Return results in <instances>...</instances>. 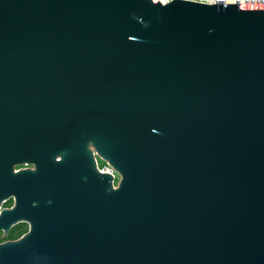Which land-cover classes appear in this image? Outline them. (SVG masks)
Masks as SVG:
<instances>
[{
	"label": "water",
	"instance_id": "obj_1",
	"mask_svg": "<svg viewBox=\"0 0 264 264\" xmlns=\"http://www.w3.org/2000/svg\"><path fill=\"white\" fill-rule=\"evenodd\" d=\"M10 194L0 264H264V3L0 0Z\"/></svg>",
	"mask_w": 264,
	"mask_h": 264
},
{
	"label": "flooded vegetation",
	"instance_id": "obj_2",
	"mask_svg": "<svg viewBox=\"0 0 264 264\" xmlns=\"http://www.w3.org/2000/svg\"><path fill=\"white\" fill-rule=\"evenodd\" d=\"M57 160H60L62 157L60 155L56 156ZM93 158L96 162V168L100 173H102V167L103 165V159L99 154H97L95 151L93 152ZM14 171H18L19 169H26V168H35V163H17L13 164ZM83 180L86 181V178H83ZM113 189L117 190L121 186V182L119 179H115L112 181ZM107 192H110V189L107 188ZM49 203L51 204L52 201L49 200ZM38 202H33L32 205H36ZM16 196L14 194H10L7 198H3L2 203L0 205V216L2 215V211L4 209L11 210L16 208ZM32 230V224L27 219H19L16 222L12 223L11 226L8 229L7 235H5V228H0V243H5L8 241H18L28 233H30Z\"/></svg>",
	"mask_w": 264,
	"mask_h": 264
},
{
	"label": "built area",
	"instance_id": "obj_3",
	"mask_svg": "<svg viewBox=\"0 0 264 264\" xmlns=\"http://www.w3.org/2000/svg\"><path fill=\"white\" fill-rule=\"evenodd\" d=\"M163 3H167L172 0H160ZM190 1H196V2H202V3H264V0H190ZM102 172H108L114 175L115 179H119L118 174L114 170V168L106 164L102 167Z\"/></svg>",
	"mask_w": 264,
	"mask_h": 264
},
{
	"label": "rangeland",
	"instance_id": "obj_4",
	"mask_svg": "<svg viewBox=\"0 0 264 264\" xmlns=\"http://www.w3.org/2000/svg\"><path fill=\"white\" fill-rule=\"evenodd\" d=\"M106 162L105 161H103V165L105 164ZM107 164V163H106Z\"/></svg>",
	"mask_w": 264,
	"mask_h": 264
},
{
	"label": "trees",
	"instance_id": "obj_5",
	"mask_svg": "<svg viewBox=\"0 0 264 264\" xmlns=\"http://www.w3.org/2000/svg\"><path fill=\"white\" fill-rule=\"evenodd\" d=\"M104 165H106V163Z\"/></svg>",
	"mask_w": 264,
	"mask_h": 264
}]
</instances>
